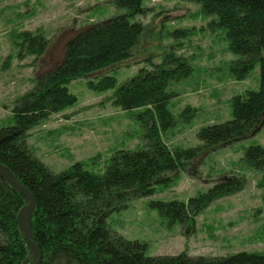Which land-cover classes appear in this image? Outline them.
Wrapping results in <instances>:
<instances>
[{"label": "trees", "instance_id": "1", "mask_svg": "<svg viewBox=\"0 0 264 264\" xmlns=\"http://www.w3.org/2000/svg\"><path fill=\"white\" fill-rule=\"evenodd\" d=\"M122 13L93 23L71 36L61 60L34 78V85L13 102V123L0 127V162L33 193L36 201L31 218L40 264H264V252L237 251L227 255L146 254L147 244L127 239L109 225L113 212L127 208L130 201L148 196L156 185H166L187 168L203 150L225 146L254 134L264 122V0H181L200 7L212 16L213 25L223 27L229 50L237 56L229 63L236 80L246 79L259 67L256 89H247L230 99L231 118L202 126L200 144L169 148L161 132L176 123L168 105L173 94L169 84L190 72L187 61L174 52H164L161 61L116 87L112 76L88 85L95 91L114 89L113 105L122 110L141 108L137 113L145 143L134 149H119L108 159L104 171L93 172L81 161L55 172L38 159L26 144L28 131L76 102L67 84L94 71L130 59L145 29L134 16L146 14L144 0H109ZM179 32L173 31L174 36ZM17 57L39 58L48 46L40 29L17 33ZM195 109L186 106L180 118L190 122ZM241 164L264 171V146L245 148ZM242 176L227 175L206 191L182 200H153L168 223H185L214 200L240 191ZM24 204L22 195L0 177V264H22L28 246L17 223Z\"/></svg>", "mask_w": 264, "mask_h": 264}, {"label": "rangeland", "instance_id": "2", "mask_svg": "<svg viewBox=\"0 0 264 264\" xmlns=\"http://www.w3.org/2000/svg\"><path fill=\"white\" fill-rule=\"evenodd\" d=\"M142 5L146 14L133 18L145 27L134 55L71 80L67 87L76 102L28 131L27 146L51 170L58 172L81 161L101 173L114 152L145 143L137 118L141 108L120 109L112 103L114 89L95 91L88 85L90 80L112 76L117 87L140 69H149L151 62H160L164 52L184 58L189 74L168 87L173 94L168 107L176 123L161 132V138L169 148L200 144L197 132L202 126L231 118L233 95L258 87V65L243 80L230 74L229 63L237 56L228 48L225 29L213 25L215 18L204 16L199 5L181 0H144ZM122 12L109 0H0V127L13 123L14 100L33 87L37 75L61 60L71 36ZM36 29L48 39L47 48L36 61L35 55L19 59L17 33ZM186 106L195 109L190 122L179 115ZM255 143L264 146V122L252 135L203 150L172 182L156 185L152 194L110 214L109 225L127 239L145 242L149 256L264 252V171L241 164L245 148ZM227 175L242 176L243 188L214 200L192 221L168 223L150 206L153 200L186 201Z\"/></svg>", "mask_w": 264, "mask_h": 264}, {"label": "water", "instance_id": "3", "mask_svg": "<svg viewBox=\"0 0 264 264\" xmlns=\"http://www.w3.org/2000/svg\"><path fill=\"white\" fill-rule=\"evenodd\" d=\"M0 177L14 187L23 197L24 204L17 213V223L28 246V254L22 264H40L41 252L34 241L31 218L35 209L36 201L33 193L13 174V172L0 162ZM29 261V262H28Z\"/></svg>", "mask_w": 264, "mask_h": 264}]
</instances>
